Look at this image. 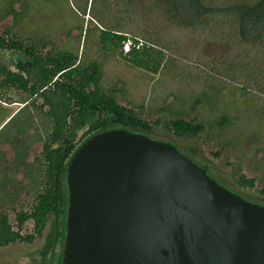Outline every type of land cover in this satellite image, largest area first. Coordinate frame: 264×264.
<instances>
[{
    "label": "rangeland",
    "instance_id": "1",
    "mask_svg": "<svg viewBox=\"0 0 264 264\" xmlns=\"http://www.w3.org/2000/svg\"><path fill=\"white\" fill-rule=\"evenodd\" d=\"M204 1L223 7L238 0ZM8 9L13 12L0 16V34L31 42L34 53L73 49L81 64L102 61L104 89L124 81L126 91L118 100L149 123L152 137L176 145L207 165L219 183L264 205V40L242 43L236 23L224 12L209 14L198 25H177L155 0H0V11ZM102 28L151 39L157 48L145 57L146 65L133 64L119 50L103 48ZM20 58L32 56L24 49L0 48V61L11 68ZM30 98L28 89L0 86V213L9 214L16 230L17 212L29 211L43 187L44 162L38 158L46 116L36 108L39 96L25 106ZM179 116L204 119V129L194 137L178 135L170 121ZM33 170V180L38 174L40 181L36 186L28 174ZM242 174L255 178V185L241 182ZM32 229L27 223L22 232ZM51 230L49 223L33 242L1 246L0 264H45Z\"/></svg>",
    "mask_w": 264,
    "mask_h": 264
},
{
    "label": "water",
    "instance_id": "2",
    "mask_svg": "<svg viewBox=\"0 0 264 264\" xmlns=\"http://www.w3.org/2000/svg\"><path fill=\"white\" fill-rule=\"evenodd\" d=\"M63 264H264V205L176 145L102 130L72 157Z\"/></svg>",
    "mask_w": 264,
    "mask_h": 264
},
{
    "label": "trees",
    "instance_id": "3",
    "mask_svg": "<svg viewBox=\"0 0 264 264\" xmlns=\"http://www.w3.org/2000/svg\"><path fill=\"white\" fill-rule=\"evenodd\" d=\"M155 1L164 6L166 15L177 25H198L207 15L224 12L227 21L230 22L231 19L236 23L242 43H258L264 40V0H238L223 7L209 5L204 0ZM12 12V9L0 11V16L8 17ZM99 38L107 52H114L117 49L131 63L138 65L143 63L146 65L150 53L157 48L153 40L144 39L145 43L141 48H135L125 54L122 50L124 32L119 33L109 28H102ZM30 43L24 39L17 42L0 34L2 51L6 49L15 51L18 48L24 49L32 56L26 60L20 58L17 62L14 60L15 69L0 61V86L18 85L28 89L31 98L25 101V106L30 102L35 103L33 101L35 96L41 99V106L36 108H41L47 123L44 126L47 136L42 154L38 158L44 162L43 175L40 179L43 187L36 194L29 211L17 212V230L14 229L9 214L0 213V247L17 241L33 242L43 235L51 223L52 230L48 234L45 248V254L49 253L50 256L46 255L43 263L63 264L68 208L67 176L74 154L90 137L105 129L124 128L151 137L153 135L149 123L135 109L123 105L118 100L117 94L123 96L126 91L124 81L116 82L110 91L104 89L102 61L93 60L81 64L79 52L73 49L47 55L34 53L33 44ZM209 98L210 96L206 100ZM225 120L226 117H222V121ZM204 125V119L194 121L183 116L170 121L172 130L180 136L194 137L204 129ZM185 154L220 182L207 165L186 152ZM28 174L33 185L40 183L38 174L33 180L34 170ZM240 180L248 186H254L256 182L255 178H248L244 174ZM27 223L33 226V229L32 232L24 234L22 231Z\"/></svg>",
    "mask_w": 264,
    "mask_h": 264
},
{
    "label": "built area",
    "instance_id": "4",
    "mask_svg": "<svg viewBox=\"0 0 264 264\" xmlns=\"http://www.w3.org/2000/svg\"><path fill=\"white\" fill-rule=\"evenodd\" d=\"M124 35L122 50L125 54L130 53L135 48H141L145 43V40L139 36H133L128 33H124Z\"/></svg>",
    "mask_w": 264,
    "mask_h": 264
}]
</instances>
